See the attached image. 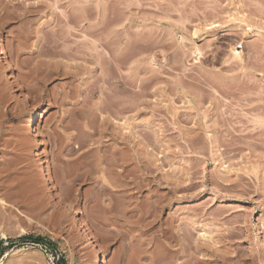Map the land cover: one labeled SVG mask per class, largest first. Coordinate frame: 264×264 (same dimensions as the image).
I'll return each instance as SVG.
<instances>
[{
  "label": "rangeland",
  "instance_id": "obj_1",
  "mask_svg": "<svg viewBox=\"0 0 264 264\" xmlns=\"http://www.w3.org/2000/svg\"><path fill=\"white\" fill-rule=\"evenodd\" d=\"M0 50V264H264L230 181L264 170V0H0Z\"/></svg>",
  "mask_w": 264,
  "mask_h": 264
},
{
  "label": "bare ground",
  "instance_id": "obj_2",
  "mask_svg": "<svg viewBox=\"0 0 264 264\" xmlns=\"http://www.w3.org/2000/svg\"><path fill=\"white\" fill-rule=\"evenodd\" d=\"M118 44H119V43H118ZM119 47H120V46H119ZM145 48H147V47H145ZM148 48H149V47H148ZM148 48H147V49H148ZM151 49H152V48H151ZM121 50H122V49H121ZM120 53H121V51H120ZM118 54H119V53H118ZM112 56H113V55H112ZM112 56H111V57H112ZM0 57H1V50H0ZM105 57H106V56H104L103 59H105ZM107 58L110 59L109 57H107ZM112 58H113V57H112ZM146 58H147V57H146ZM105 60H106V59H105ZM114 60H115V59H114ZM144 63H145V62H144ZM113 64H114V63H113ZM115 67H116V64H115ZM148 67H149V66H148ZM117 68H118V67H117ZM113 69H114V68H113ZM113 69H112V70H113ZM151 69H152V68H151ZM114 70H115V69H114ZM155 70H156V69H155ZM104 71H105V70H104ZM117 71H118V70H117ZM147 71H148V70H147ZM151 71H152V72H155L154 70H151ZM108 72H109V71H108ZM148 72H149V71H148ZM148 72H147V73H148ZM156 72H157V71H156ZM104 73H105V72H104ZM106 73H107V72H106ZM147 73H146V74H147ZM149 73H150V72H149ZM102 74H103V73H102ZM109 74H110V73H109ZM111 74H112V73H111ZM113 74H114V73H113ZM113 74H112V75H113ZM144 74H145V72H144ZM146 74H145V75H146ZM154 74H155V73H154ZM104 75H105V74H104ZM107 75H108V74H107ZM115 75H116V74H115ZM118 75H119V74H118ZM118 75H116L115 78H116ZM184 75H185V74H184ZM101 76H102V75H101ZM109 76H110V75H109ZM147 76H148V75H147ZM103 77H104V76H103ZM106 77H107V76H106ZM148 77H149V76H148ZM150 77H151V74H150ZM108 78H111V77H108ZM137 78H138V77H137ZM143 78H145V76H144ZM146 78H147V77H146ZM104 79L106 80V78H104ZM148 79L151 80L150 78H148ZM152 79H153V78H152ZM102 80H103V79H102ZM105 80H104V83H106ZM109 80H110V79H109ZM137 80H138V79H137ZM139 80H140V79H139ZM141 80H142V79H141ZM141 80H140V82H141ZM110 81H111V80H110ZM112 82H113V81H112ZM115 82H116V81H115ZM115 82H114V83H115ZM146 82H147V81H146ZM151 82H152V81H151ZM114 83H113V85H114ZM107 84H108V83H107ZM107 84H106V85H107ZM102 85H103V84H102ZM109 85L111 86L110 83H109L107 86H105V84H104V86H105L106 88H107V87L109 88V89H107V90H111ZM116 85H117V84H115V86H111V87H113V90H115L114 87L116 88ZM124 85H125V83H124ZM104 86H103V88H104ZM117 86H119V85H117ZM106 88H105V89H106ZM118 89H119V88H118ZM118 89H117V92L119 91ZM124 89H125V88H124ZM121 90H122V88H121ZM125 90H127V89H125ZM112 92L114 93V91H112ZM112 92H110V94H112V96H113L114 94H113ZM117 92H115V95H116ZM120 92L122 93V91H120ZM120 92H119V93H120ZM123 92H124V91H123ZM152 92H153V91H152ZM119 93H118V94H119ZM153 93H154V92H153ZM103 94H104V93H103ZM107 94H108V92H107ZM107 94H106V95H107ZM124 94H126V93H124ZM104 95H105V94H104ZM107 96H108V95H107ZM107 96H105V97H107ZM116 96H117V95H116ZM116 96H115V97H116ZM124 96H125V95H124ZM124 96H123V97H124ZM115 97H114V98H115ZM126 97H127V96H126ZM107 98H108V97H107ZM119 98H120V101L122 102V101H123L122 95L119 94ZM186 98H187V97H186ZM112 99H113V98H112ZM194 99H195V98H194ZM114 100H115V99H114ZM117 100H118V99H117ZM117 100H116V101H117ZM189 100H190V99H189ZM102 101H103V100H102ZM102 101H101V102H102ZM111 101H112V100H111ZM118 101H119V100H118ZM114 102H115V101H114ZM123 102H124V101H123ZM188 102H189V101H188ZM115 103H116V102H115ZM118 104H119V102H118ZM120 104H121V103H120ZM120 104H119V105H120ZM121 105H122V104H121ZM117 106H118V105H117ZM125 106H126V104H125ZM118 107H119V109H120V106H118ZM118 107H117V110H118ZM121 107H123V105H122ZM154 107L156 108V106H154ZM154 107H152V109H154ZM124 108H125V107H123V109H124ZM99 109H100V108H99ZM154 110H155V112H157V113H160V112H161V109H159V106H157V108L154 109ZM162 112H163V111H162ZM165 113H166V112L164 111V114H165ZM174 120H176V119H174ZM36 121H37V117L35 116V113L32 112L31 115H30V117H29V126H30V127H34V125L36 124ZM177 121H179V120H177ZM124 123H125V122H124ZM221 125H222V124H221ZM225 125H226V124H225ZM99 126L101 127V125H99ZM232 127H233V125H232ZM232 127H231V128H232ZM127 128H128V126H127ZM226 128H227V126L225 127V130H227V131H226L227 133L225 134L226 136H228V135H229V136H232V137L235 136V135L237 136V133L234 134V131H236V130H232L231 128H229V129H230V130H229V129H226ZM233 128H234V127H233ZM236 128H238V127H235L234 129H236ZM238 129H239V130H242L241 128H238ZM228 130H229V131H228ZM239 130H237V131H239ZM100 131H101V130H100ZM152 131H153V130H152ZM101 132H102V131H101ZM154 132H155V130H154ZM161 132H162V133H161ZM161 132L158 133V136H159V137H160V135H163V136L166 135V132H163V131H161ZM176 132H177V131H176ZM192 132H193V131H192ZM192 132H190V131H186V133H184L183 131H182V132H179V131H178V133H175V132H173V133H175V134H176L177 136H179V137H180L181 135H182V136H183V135H186V136H184V137H188V136H189L188 134H191ZM201 132H205V131H201ZM214 132H215V131H214ZM240 132H241V131H240ZM242 132H244V131H242ZM254 132H255V131H254ZM126 133H127V132H126ZM126 133H124V134H126ZM187 133H188V134H187ZM205 133H206V132H205ZM205 133H204V134H205ZM216 133H217V132H216ZM221 133H222V131H221ZM238 133H239V132H238ZM247 133H248V132H247ZM250 133H253V132H250ZM250 133H249V134H250ZM152 134H153V133H152ZM167 134H168V133H167ZM169 134H170V133H169ZM171 134H172V132H171ZM192 134H193V137H195V136L197 135V134H195L194 132H193ZM192 134L190 135L191 137H192ZM194 134H195V135H194ZM202 134H203V133H202ZM204 134H203V135H204ZM206 134H207V135H212V134H208V132H207ZM206 134H205V135H206ZM219 134H220V130H219ZM249 134H246V132L241 133V134L238 135V138L235 137L236 139L234 138V140L240 139L242 136H243V137H249V136H250ZM127 135L129 136L130 133H128V134H126V135H124V136H127ZM187 135H188V136H187ZM207 135H206V136H207ZM213 135H214V134H213ZM215 135H217V134H215ZM222 135H223V134H222ZM225 135H224V137H225ZM247 135H248V136H247ZM252 135H254V134H252ZM128 136H127V137H128ZM154 136H157V135H154ZM229 136H228V139H229ZM127 137H126V139H127ZM212 137H213V136H212ZM128 138H129V137H128ZM209 138H210V137H209ZM122 139H123V138H122ZM230 140H231V138H230ZM232 140H233V139H232ZM237 142H238V141H237ZM124 145H125V144H124ZM228 145H229V144H228ZM125 146H126V145H125ZM229 147H231V146H229ZM115 149L117 150L116 147L114 148V150H115ZM120 149H122V148H120ZM228 149H231V148H228ZM232 149H233V148H232ZM116 150H115V151H116ZM122 150L124 151V148H123ZM115 151H114V153H115ZM117 151H118V150H117ZM119 151H120V150H119ZM123 151H122V152H123ZM117 153H118V152H117ZM124 154H125V153H124ZM122 155H123V154H122ZM122 158H123V157H122ZM120 159H121V156H120ZM263 159H264V158H263ZM124 160H125V158H124ZM124 160H122V161H124ZM252 166H254L255 168L252 169L251 172L248 171V170H244V172L242 171L243 174L240 173L241 175L238 174V173H237V174L233 173V175L235 174L237 177L234 178L235 180H234V179H232V180L230 179V181H231L232 183H233V182L235 183V181H236V183H235L236 185L240 184V185L243 187V189H244V193H245V195H248V196L251 195V196H250V199H251V200H255V199L258 198L259 196H262V193H264V180L262 179V175H264V170H262L263 172H261V171H258V172H257V171H256V169H257L256 166H257V167H259V166H258V165H252ZM260 166H261V165H260ZM262 167H263V168H261V169H264V163H263ZM227 168H228V167H227ZM250 168H251V166H250ZM252 168H253V167H252ZM259 168H260V167H259ZM261 169H260V170H261ZM229 170H230V169H229ZM229 170H228V171H229ZM231 170H232V169H231ZM249 170H250V169H249ZM254 170H255V171H254ZM228 171H227V172H228ZM232 171H233V170H232ZM232 171H231V172H232ZM229 172H230V171H229ZM233 172H237V171L234 170ZM250 173H251V174H250ZM235 175H234V176H235ZM227 177H228V176H227ZM227 177H226L225 179H227ZM229 177H230V176H229ZM221 179H223V178H221ZM233 180H234V181H233ZM227 181L230 182L228 179H227ZM232 183H231V184H232ZM237 183H238V184H237ZM235 184H233V185H235ZM253 184H254L256 187H254ZM251 188H252V189H251ZM263 195H264V194H263ZM262 209H263V208H262ZM77 218L79 219V217H77ZM80 223H81V227H82L83 230L86 232V231H87L86 229H88V227L86 228V224L84 225V222L82 223L81 220H80ZM186 225H187V223H186ZM263 226H264V225H263ZM187 227H188V226H187ZM187 227H186V231H184L183 234L179 231V229L177 230V232H171V231H169V232H170V233H169V234H170L169 239H170V238H171L170 240L173 239L172 241H174V242L176 241V243H177V241H178V242H179L178 244H182V245H183V243H187L186 245L184 244L183 247H181L182 245H180V248L183 249L185 246H187L186 249H185L186 252H187V248H189V247L191 248V251H189L190 248L188 249V252H189V253H188V254H189L188 256L190 257V258H188V259H189V261H191L192 259H194V255H195L194 253H195V250H196V249H198V250H203V249H208V248H207V245H205L204 243H203V245H194V244L196 243L195 240H194V238H195L196 236L193 238V233H192V230H191V228L193 229V227H191V228H189V229H187ZM167 230H168V229H167ZM170 230H172V229H170ZM180 230H182V229H180ZM263 231H264V230H263ZM88 233H89V232H88ZM84 234H85V233H84ZM167 234H168V233H167ZM169 234H168V235H169ZM201 234H202V235H201ZM201 234H200V235H201V236H204V237H205V235H206L205 233H201ZM85 235H86V234H85ZM90 235H91V236H90ZM90 235L88 234V236H89V241L91 242V244H93L94 241H93L92 239H94V238L92 237V234H91V233H90ZM182 237H183V238H182ZM87 238H88V237H87ZM169 242H170V241H169ZM169 242H168V243H169ZM176 243H174V244L177 245ZM172 244H173V243H171V246H173ZM263 244H264V243H263ZM263 244H262V246H264ZM175 245H174V246H175ZM188 245H189V246H188ZM165 246H167V245H165ZM171 246H169V244H168V246H167L166 248H167L169 251H171V250H172L171 248H173V247H171ZM194 247H196V248H194ZM182 249H181V252L183 251ZM95 250H96V255H97V260H96V262H97L98 264H103V263L105 262V261H104V258H103V255H100L99 252H97V248H96ZM174 250L178 251L176 247H175ZM259 250H261V249L259 248ZM262 250H264V248H263ZM262 250H261V251H262ZM172 251H173V250H172ZM176 251H175V252H176ZM185 251H184V252H185ZM196 251H197V250H196ZM186 252H185V253H186ZM202 252H203V251H202ZM205 252H206V251H205ZM263 252H264V251H263ZM261 253H262V252H260V254H261ZM255 255H256V254H255ZM255 255H254V256H255ZM263 255H264V254H263ZM263 255H261V256H263ZM258 257H259V256H258ZM254 258H255V257H254ZM263 259H264V258H263ZM187 261H188V260H187ZM253 261H254V260H253ZM192 262H193V260H192ZM262 262H263V261H262Z\"/></svg>",
  "mask_w": 264,
  "mask_h": 264
},
{
  "label": "trees",
  "instance_id": "obj_3",
  "mask_svg": "<svg viewBox=\"0 0 264 264\" xmlns=\"http://www.w3.org/2000/svg\"><path fill=\"white\" fill-rule=\"evenodd\" d=\"M0 243H1V242H0ZM60 262H62V260H58V261H57V264H60Z\"/></svg>",
  "mask_w": 264,
  "mask_h": 264
}]
</instances>
